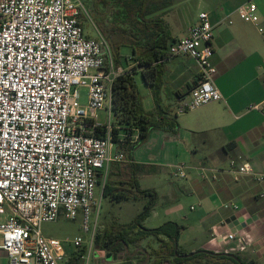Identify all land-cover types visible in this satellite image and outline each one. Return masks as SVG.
<instances>
[{
  "label": "built area",
  "instance_id": "built-area-1",
  "mask_svg": "<svg viewBox=\"0 0 264 264\" xmlns=\"http://www.w3.org/2000/svg\"><path fill=\"white\" fill-rule=\"evenodd\" d=\"M258 2L248 0L237 15L264 41ZM84 18H90L84 0H0V252L11 264L66 263L65 242L46 237L42 226L61 215L76 220L80 214L90 241L76 237L69 242L75 251L85 250L76 264H93L99 175H105V183L110 166L126 162L117 139L135 143L139 138L138 133L116 134L112 89L127 70L114 66L103 38L85 35ZM213 41L210 16L203 12L187 36L170 46L172 57L193 59L201 69L177 114L224 100L214 83ZM82 88L87 90L84 104ZM248 110L264 115V100ZM200 171L202 176L218 173L214 168ZM228 172L234 182L252 176L264 183V175L255 174L241 157L230 161ZM172 174L187 177L184 165ZM226 208L239 210L236 204ZM248 237L230 232L226 240L248 245Z\"/></svg>",
  "mask_w": 264,
  "mask_h": 264
},
{
  "label": "crops",
  "instance_id": "crops-1",
  "mask_svg": "<svg viewBox=\"0 0 264 264\" xmlns=\"http://www.w3.org/2000/svg\"><path fill=\"white\" fill-rule=\"evenodd\" d=\"M178 1L174 0V6L164 17L175 40L187 36L201 13L210 16L214 34L211 63L217 70L214 83L224 100L178 114L179 131L176 134L151 132L149 137L153 134L159 137L161 150L173 153L168 163L137 159L134 163L153 167V172L167 173L173 178L170 169L185 166L187 177L182 179L184 184L171 189L164 187V192L143 188L156 192L162 199L159 205L166 209L176 202V206L166 213L169 218L174 217V222L186 227L180 238L184 251L236 254L248 263L264 264V183L255 182L252 176H243L239 182H234L228 172L230 161L241 157L251 165L255 174L264 175V115L248 110L250 105L264 100V41L253 25L244 23L237 15L239 7L248 0ZM258 6L264 25V0H259ZM181 7L184 10L195 7L200 12L194 14L191 10L189 20L185 21ZM169 15L175 33L166 20ZM230 21L232 25H229ZM122 52L127 56L131 50ZM172 61L175 65L169 63L163 74V100L177 112L188 94L186 87L199 80L201 69L195 60L187 57H176ZM121 68L128 70L123 60ZM145 90L153 100L150 88L146 86ZM177 92L182 96L176 97ZM153 110L154 106L147 111ZM202 168H214L218 173L208 172L202 176ZM143 176L140 173L139 179ZM173 194H177L175 201ZM185 199L196 202L191 205V214L188 215L182 207ZM232 204L238 205L239 210L226 208ZM154 210L155 207L152 216ZM230 232L248 233V245L240 241L228 242L226 237ZM192 241L195 244H190ZM67 252L69 260L76 251ZM0 264H11L7 253L0 252Z\"/></svg>",
  "mask_w": 264,
  "mask_h": 264
},
{
  "label": "trees",
  "instance_id": "trees-1",
  "mask_svg": "<svg viewBox=\"0 0 264 264\" xmlns=\"http://www.w3.org/2000/svg\"><path fill=\"white\" fill-rule=\"evenodd\" d=\"M86 0H84L85 3ZM119 13L124 15L123 25L106 27L98 23L96 5L109 7L110 0H92L91 13L100 35L109 45L115 67H121L122 51L131 50V57L138 64L133 70L117 78L112 89V111L114 124L118 127L116 134L134 135L139 138L135 143L118 142V150L125 155L126 162L112 164L106 181L105 175H99V184L103 186V198L111 202L145 200L144 210L135 220L122 224L118 220L109 225H101L95 237V249L98 252L111 254L114 258H124L125 264H251L240 255L198 251L192 258L183 259L178 256L187 255L180 245V238L186 227L168 221L156 229H149L145 222L150 217L156 202L157 194L151 190H143L139 186V174L153 172V167L136 165L134 153L146 142L151 132L164 131L176 134L179 131L178 114L171 105L163 100V74L173 58L169 53L170 46L176 41L170 32L164 17L174 6V0H114ZM98 21V22H97ZM140 72L146 86L152 92L155 109L144 108L143 97L135 80ZM197 84V80L186 87L189 92ZM182 93H175L181 97ZM187 94V95H188ZM133 252V253H131ZM85 253L76 251L66 264H76Z\"/></svg>",
  "mask_w": 264,
  "mask_h": 264
},
{
  "label": "rangeland",
  "instance_id": "rangeland-1",
  "mask_svg": "<svg viewBox=\"0 0 264 264\" xmlns=\"http://www.w3.org/2000/svg\"><path fill=\"white\" fill-rule=\"evenodd\" d=\"M111 5L109 7H103L101 5H96L95 13L97 15V21L98 23L102 22L106 27H112L116 25H123L125 17L121 13H119V9L117 5L115 4L114 0H110ZM178 1V0H177ZM177 5H181L180 2H177ZM85 6L87 9V12L90 16V18H84L83 28L85 35L89 38H103L100 35V32L95 24V20L93 18V15L91 13V10H93L92 6V0H86ZM183 10L184 14V20H189V14L191 13V10L194 14L199 13L200 11L197 8H193L189 10V8H186L187 10H184V7L180 8ZM169 15L166 20H170ZM171 26V30L173 31V24L171 21L169 22ZM174 32V31H173ZM175 33V32H174ZM178 35V34H177ZM104 39V38H103ZM105 40V39H104ZM262 50L264 51V44L262 43ZM127 48H124L126 50ZM128 50V49H127ZM123 53V52H122ZM124 55V54H123ZM264 56V54H263ZM122 60L125 62V67L128 68V70H133L135 67H138V64L135 60L132 59L131 53L127 56L124 55ZM171 65H175V63L171 60L169 61ZM174 63V64H173ZM135 80L139 86L140 93L143 97V104L145 109L152 110L153 109V100L149 99L148 94H146L147 90L146 85L143 79V76L141 73L136 74ZM82 93V103H86L87 101V90L85 88L80 89ZM155 109V106H154ZM186 116V115H185ZM100 121L105 122V112L99 113ZM161 141H159V137L157 134H153L151 137L148 138L146 142L141 144L134 153V159L137 160H155L156 162H164L168 163L169 159L172 157L173 153L169 152V150H161L160 149ZM168 168V167H164ZM171 173L173 171V168L170 169ZM144 174H142L143 176ZM140 176V174L138 175ZM139 178V177H138ZM139 186L143 189L146 188H154L155 190H158L160 192H164L166 189L175 188V186L184 184V181L182 179H179L174 176L171 177L167 173L164 174H158V171L151 173H146L142 178L138 181ZM164 187H166L165 190ZM179 195V193H177ZM177 194H173V200L177 198ZM96 196L97 201L100 205L99 210V217H98V227L101 225H109L111 222L118 220L122 224H128L136 219V217L144 210L146 201L140 200V201H122V202H111L108 199L103 198V188L102 186H99L96 190ZM161 196V194H160ZM162 199L161 197L157 199V203L155 205L156 211L153 213V216L145 222V226L149 229H156L163 225L165 222L169 220H174V217L169 218L168 213H166V210L169 211V209H173L174 205L176 206V202H173V205L167 207L168 209L164 208L162 205H159L161 203ZM196 203L193 199H185L183 200V209L185 214H191L190 207L192 204ZM95 216L96 212L94 211L90 216V229L94 228L95 223ZM43 233L48 238H55L59 239L63 242H65L66 250L75 252V249L73 245L69 242L70 240H73L76 237H82L85 241H90L91 234L86 233L84 229V219L83 215L80 214L76 220H68L64 215H61L60 218L55 223H47L42 226ZM198 234V233H195ZM195 244V241L190 242V244ZM194 246V245H193ZM92 260L93 264H125L124 258L116 259L111 254H106L104 252H98L94 247L92 249ZM189 250V249H188ZM188 254L191 253V251H186ZM133 253V252H131ZM134 264H137L136 261H134Z\"/></svg>",
  "mask_w": 264,
  "mask_h": 264
},
{
  "label": "water",
  "instance_id": "water-1",
  "mask_svg": "<svg viewBox=\"0 0 264 264\" xmlns=\"http://www.w3.org/2000/svg\"><path fill=\"white\" fill-rule=\"evenodd\" d=\"M196 254H198V252L190 253V254L183 255V256H180V255L178 254V256L181 257V258H183V259H187V258H192V257H194Z\"/></svg>",
  "mask_w": 264,
  "mask_h": 264
}]
</instances>
